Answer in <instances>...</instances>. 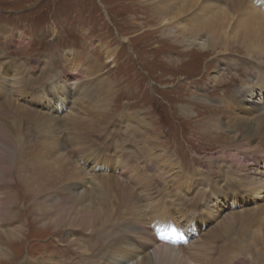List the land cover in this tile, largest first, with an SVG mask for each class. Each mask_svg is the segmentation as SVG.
<instances>
[{
    "label": "bare ground",
    "instance_id": "1",
    "mask_svg": "<svg viewBox=\"0 0 264 264\" xmlns=\"http://www.w3.org/2000/svg\"><path fill=\"white\" fill-rule=\"evenodd\" d=\"M212 1L214 3L210 4V0H160L159 6L154 2L148 4L156 20L164 22L162 36L168 38L175 35L179 40L178 44L184 45L186 50L220 53L227 52L233 47H244L248 53L253 52L257 57H264V0ZM190 8H193V11L186 13ZM209 9H214L212 11L214 15H206ZM174 17H177V28L180 29L177 32L172 26ZM51 20L52 18L49 17L39 21V24L44 26L43 31L53 21ZM2 30L0 31V53L3 50L2 47H6L3 39L1 40V35L7 37L11 46L16 48L23 46L29 48L30 39L33 38L34 42L36 40L35 35H27L23 31L18 32L11 28ZM184 35L190 38L186 39ZM198 37H203V40L196 42ZM47 47L46 44L44 48ZM5 54L8 55L7 52ZM68 56H64V62L65 60L72 62H67L68 67L67 64L65 66L63 64L60 69L54 68L49 61L42 59L43 64L54 68L49 69L45 76L39 73L40 70L37 75H31L29 67L24 66L32 61L38 63L42 57L32 61L23 58L22 62L11 56L0 59V215H8V225L13 226L10 230L7 229L11 234L7 239L8 243L17 242L20 239L18 232L22 227L21 222L16 224L14 220L20 210L16 205H10L17 199L13 195V198L9 200L6 191L7 184L18 182L24 193L30 197L38 195L39 199H43L46 195L51 198L49 208L48 206L45 207L46 210L41 208L42 214L37 219L40 220L42 228H51L56 231L65 229V239L75 250L89 254L87 253L88 243L81 241L80 238L84 234L101 232L105 238V247L102 249V255L97 254L96 261L90 264H230L232 259H234L232 264H242L245 263L246 258L243 256L240 257L244 258L241 262L236 261L235 253L238 249L232 246L240 248V243L247 235L249 241L246 239V242L257 249L264 248V205L259 208V213L263 216H260L258 220L260 222L258 226L256 225L257 229L251 231L252 233L249 231L251 235L240 230V227L248 222L250 209L245 204L252 201L254 202L252 204H255L259 196L264 194V172L263 178L255 176L260 172L259 167L264 166V76L255 74L253 78L248 79V85H244L231 94L222 116L223 122L214 119L218 122H213L215 125L211 124V130H208V133L213 134L214 137L224 138V144L220 147L222 154L216 159L222 158L220 162L225 168H221L219 162L216 163L217 167L215 165V169L218 167L220 169H217V173L221 172L219 174L221 178L218 176L217 179L215 177L206 180L201 175L202 172H199L197 173V179L200 182L199 192L188 196L180 188L184 184L181 182L176 188L184 192L185 196H181L182 193L173 198V192H175L173 190L169 193L167 190L164 193L156 190L158 199L155 201L151 197L154 193L151 191L153 187H150L154 180L146 176L148 169L146 161L142 166L138 165L141 160L132 161L127 154L128 159L126 157L125 165H123L122 157L124 156L112 150H105L100 142H96V138L99 137L98 132L105 130L106 127L97 130L99 125L94 124L92 119L86 122L83 115L77 117L76 112L69 110L71 108L76 110L83 106L82 99H87L82 96L83 93L89 97L92 96L85 85L81 86L76 81H69L71 72L76 71L85 80L93 76V73L100 68L96 67L97 63L85 53L73 51ZM106 56L110 58V54L106 53ZM77 60L82 62L80 68L79 63H76ZM10 65L14 66V69H11ZM258 67H262V64ZM220 71L218 67L216 74L218 75ZM40 75L42 76L38 80ZM104 78L106 77L97 80L99 84H102L100 88L103 92L98 90L100 98L108 102L111 85L107 78L103 81ZM64 82L70 83V86L62 85ZM94 89L97 88L94 87ZM208 93L210 94V91ZM11 97L16 99V104L10 103ZM54 103L60 105L54 106ZM66 106L67 110L62 111ZM62 113L63 120L59 116ZM182 113L187 116L193 113V110L183 107ZM108 114L109 111L104 114V120L111 119ZM131 117L137 121V124L141 122V118ZM141 129L136 128L133 135L137 136L140 133L144 135L149 132V129ZM90 137H92L91 140ZM144 140V147L148 144L150 148L158 147L155 145L158 141L156 136L152 138L148 134ZM34 144H37L39 153H46L50 157L52 167L54 170L57 169V172L50 174L43 181L41 179L38 182H32L31 179L29 186L33 188L29 189L28 181L23 184L22 179L19 181L18 175L16 177L18 181H16L14 175L20 171L17 170L15 159L17 158L18 161L23 157L31 159L33 157L31 148ZM81 152L84 153L79 158ZM106 152L109 155L104 159L101 153ZM152 152L150 155L153 154ZM167 155L155 154L153 168L162 167L168 172L172 170L175 163L173 164ZM114 162H121V168L135 173L136 177L133 181L121 178L122 173L116 175L114 173L116 166L113 167V172L108 171L106 166L111 167ZM30 166L35 165L30 164ZM37 172L39 175L36 174L34 177H45L42 175L44 174L42 168ZM7 173L9 176L4 178ZM31 173L33 174V171ZM127 181H130L131 185H128ZM242 184L245 186L244 191L241 189ZM132 188H137L138 191L140 189L145 193L142 197L148 203V210L142 211L139 208L138 194ZM250 188L256 189L258 193H249ZM243 195H246L245 198L241 197ZM212 199L215 201L212 204L213 211L218 210L220 206H226L228 214L224 215L220 229L208 230L206 221H209L210 211L204 202L212 203ZM217 203L220 204L219 207ZM235 207L240 208L234 210ZM256 209L252 210L256 211ZM206 214H208L207 218ZM166 226H171L172 230H168ZM175 233L179 244L175 247L157 239L158 235L163 237L170 235L171 238ZM228 234L235 236V239L227 238L226 240ZM130 236L132 243L128 239ZM147 244L151 247L142 251ZM1 247L3 246H0V260H5L8 252ZM136 252L139 254L136 255ZM247 252L245 251V256ZM263 252L261 257H264ZM228 254H230L229 260ZM249 254L252 261L258 255L255 251H250ZM34 263L36 262L31 261L28 264Z\"/></svg>",
    "mask_w": 264,
    "mask_h": 264
},
{
    "label": "rangeland",
    "instance_id": "2",
    "mask_svg": "<svg viewBox=\"0 0 264 264\" xmlns=\"http://www.w3.org/2000/svg\"><path fill=\"white\" fill-rule=\"evenodd\" d=\"M151 2L156 5L160 4V0H0V31H3L4 28H11L18 32L23 31L27 35L33 34L36 39L35 42L33 38L30 39L29 48L28 46L16 48L11 46L7 37L1 35V40L3 39L6 47H2L0 59L3 60L7 56H11L18 58V60L28 58L32 61L42 57L38 63L32 61L24 66L25 68L29 67L31 75H37L40 70L39 73H43L44 76L49 69H60L63 64L65 66L67 62H72L71 60H65L64 62V56L69 57L68 54L73 51L85 53L93 62L97 63L95 66L100 69L85 80L76 71L71 72L69 81H76L81 86L85 85L86 90H90L92 96L89 97L86 93H83L82 96L87 98L82 99L85 104H83L84 107L69 110L76 112L77 117L83 115L86 122L92 119L94 124L99 125L97 130L106 127L105 130L98 132L99 137L96 138V142H100L105 150H112L124 156H121L123 165H125L126 157L128 159L127 154L132 161L140 159L138 165L142 166L146 161L148 169L147 174H145L154 180L150 187H153L151 191L154 192L151 197L156 201L158 199L156 190L163 193L165 190L168 193L173 190L175 191L174 194L172 193L173 198L182 193L181 196H185L184 192L188 196L199 192L200 182L197 179V173L199 172H202L201 175L206 180L218 178L221 172L217 173L219 167L215 169L217 167L216 163L219 162L221 168L224 165L220 162L222 158L216 159V157L222 154L220 147L224 144V138L214 137L213 134L208 133V130H211V124L220 120L223 122L222 116L226 109L227 99L231 94L244 87L255 74L264 76V68H262L264 57H257L253 52L248 53L244 47H233L234 49L230 48L229 51L220 53L186 50L184 45L178 44L179 40L176 39L175 35L168 38L162 36L165 25L164 22L157 21L155 14H152L150 4H148ZM211 2L214 3L210 0V4H212ZM192 11L193 8H190L186 13ZM212 11L214 9H209L206 15H214ZM49 17L53 21L51 20L52 22L43 31L44 26L40 25L39 21ZM174 18V25L172 24V26L177 32L180 29L177 28V17ZM184 36H186V39L190 38L187 35ZM203 37H198L195 41L199 42L203 40ZM44 43L48 45L47 48H44L46 45ZM107 50L110 51L107 52ZM6 52L8 55L5 54ZM106 53L110 54V58L106 56ZM42 59L49 61L54 68L43 64ZM186 59L187 61H185ZM76 63H79L80 68L82 62L77 60ZM261 64L262 67H258ZM211 67L213 68L211 69ZM218 67L221 71L218 74L220 76L216 77L218 76L216 74ZM10 68L14 69V66L10 65ZM26 71L28 70L26 69ZM103 77H106L111 85L108 102L102 100L99 95V90L102 92L103 90L100 88L102 84H99L97 80ZM92 80H95V82ZM62 85L70 86V83L64 82ZM94 87L97 89H94ZM208 91H210V94ZM10 100L11 104H16V99L11 97ZM86 100L87 103H85ZM57 105L60 104L54 103V106ZM183 107L184 109H192L193 113L187 114V116L183 115ZM67 108L66 106L62 111L67 110ZM80 110L81 112H79ZM107 111H109L108 117L111 118L110 123H108V119L104 120L103 117ZM130 115L137 119L141 118V122L137 124V121ZM59 116L62 118L63 113ZM214 119H218V121ZM145 122L148 124L146 125ZM136 128L138 130L141 128V130L149 129V132L144 135L140 133L138 134L139 137L138 135L134 136L133 131ZM148 134L152 138L157 137L158 141L155 145L158 147L150 148L149 144L144 147V138H147ZM38 137L37 139H39ZM104 143H106L105 146ZM31 149H33V157L29 159L31 161L26 157L20 158L21 161L15 159L17 170L20 172L17 171L14 175L15 178L18 175L19 181L22 179L23 184L28 181L27 186L29 189L33 188L29 186L31 179L32 182H38L41 179L43 181L50 174L57 172V169L54 170L52 167L50 157L46 153H39L37 144H34ZM150 152L153 153L151 154L154 155L153 158ZM83 153L81 152L79 158L82 157ZM158 153L168 154L167 158L173 164L175 163V167L169 172L167 169L164 171L162 167H159L160 170L154 169V158L155 154L159 155ZM101 155L105 159L109 153H101ZM120 163L114 162L111 167L106 166V168H108V171L113 172V167L116 166L117 169L114 172L116 175L122 173L121 178L133 181L136 177L135 173L121 168ZM30 164L35 166L31 167ZM235 167L237 168V164ZM41 168L44 173L42 175L45 177H34L36 174L39 175L37 170ZM151 168L153 169L151 170ZM259 171L255 176L263 178V165L259 167ZM13 172H15L14 169ZM7 176H9L8 173L4 175V178ZM16 181H18L17 178ZM130 181H127V183L129 182L128 185H131ZM181 182L184 184L180 188L184 192L176 188ZM17 183L7 184L6 191L9 200L13 198V195L17 199L11 202L10 205H16L20 210L17 218L14 219L16 224L21 222L22 225L18 232L20 239L17 242L8 243L7 239L11 235L8 230L13 226L8 225V215H0V246H3L1 249L8 252L5 260H0V264H28L31 261L36 262L34 264H90V262L96 261L97 254L102 255L105 238L101 232L80 236L81 241L84 240L88 243L87 253L89 254H84L79 250H75L66 241L65 229H57L56 231L51 228H42L43 226L37 218L42 214L41 208L46 206L49 208L51 198L46 195L43 199H39L38 195L30 197L24 193L18 185L19 183ZM244 187V184H242L241 189L243 191ZM133 190L138 194L139 208L142 211L148 210V203L142 197L145 193L140 189L138 191L137 188ZM248 191L249 193H258L256 189L250 188ZM245 196L241 197L245 198ZM213 202H215L213 199L212 203L209 201L204 202L210 211L209 221H206V229L208 230L220 229L224 215L227 216L228 214L226 206H220L219 203H217V206H220V208L213 211ZM252 203L254 202L245 204L250 209H248V222L240 227L243 233L249 235H251V231L257 229L256 227L260 222L258 220L263 216L260 215L259 208L264 205V194L259 196L255 204ZM239 208L235 207L233 209L238 210ZM255 208H257L256 211L252 210ZM207 217L208 214H206ZM227 238L235 239V236L228 234L226 240H228ZM128 239L132 243V237L130 236ZM244 239L249 241L248 235ZM245 240L240 243V248H237L239 246H232V248L238 249V252H233L236 254V261L241 262L244 258L240 257L244 256L247 261L245 260V263L242 264H264V257H261L264 248L257 249ZM218 244L220 245L221 242ZM177 245L179 244L176 243L172 247ZM150 247L151 245H144L142 251ZM245 251H248L246 256ZM250 251L258 253L253 261L249 258ZM138 254L139 252H136V255ZM233 260H230V264L234 263Z\"/></svg>",
    "mask_w": 264,
    "mask_h": 264
},
{
    "label": "snow or ice",
    "instance_id": "3",
    "mask_svg": "<svg viewBox=\"0 0 264 264\" xmlns=\"http://www.w3.org/2000/svg\"><path fill=\"white\" fill-rule=\"evenodd\" d=\"M168 230H172L171 226H166Z\"/></svg>",
    "mask_w": 264,
    "mask_h": 264
}]
</instances>
